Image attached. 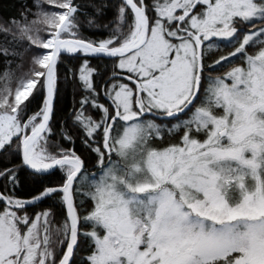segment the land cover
I'll return each instance as SVG.
<instances>
[{"label": "snow or ice", "instance_id": "snow-or-ice-1", "mask_svg": "<svg viewBox=\"0 0 264 264\" xmlns=\"http://www.w3.org/2000/svg\"><path fill=\"white\" fill-rule=\"evenodd\" d=\"M21 8L0 24V264H264V0ZM85 24L109 33L89 39ZM65 55L112 68L100 86L88 59L66 70L82 98L54 129ZM73 128L92 167L54 139L74 143ZM29 178L37 194L18 196ZM48 199L61 220L36 210Z\"/></svg>", "mask_w": 264, "mask_h": 264}, {"label": "trees", "instance_id": "trees-1", "mask_svg": "<svg viewBox=\"0 0 264 264\" xmlns=\"http://www.w3.org/2000/svg\"><path fill=\"white\" fill-rule=\"evenodd\" d=\"M81 4H85L88 0H79ZM116 0H111V3H115ZM23 4H28L31 6L32 0H0V24H6V22L11 17H18L22 11L21 6ZM114 11L113 7H109L105 10L104 18L99 20L98 22L101 24H107L109 21L113 20L114 18ZM86 12L88 14L87 17L81 16L80 20L81 23H85L86 18H91L94 16L93 9L87 8ZM109 33L108 29H104L103 27L96 29L89 27L85 24V27L82 29V35L93 40H100L106 38ZM10 41V37H6L3 34H0V44H4ZM9 47L12 45L9 43ZM27 44L21 46V50L25 49ZM228 50L227 45H223L221 51L226 52ZM219 52H213V56H218ZM84 59H88L91 66L93 68H99L100 75L96 76V84L100 86L103 81L108 79V75H110V70L112 68V64L109 62L108 58H100V57H71L65 55L63 58V62L59 65V72L61 75V85L60 91L56 97L55 104H54V129L58 126L62 125V122L67 120L68 117L71 115L74 108L78 107V101L82 98V91L80 87L76 83H67L64 80V74L68 68L76 69L78 68ZM21 64L23 66V70L27 71L29 67V54L25 53L22 59H15L12 63L11 70L18 72L19 70L16 68V65ZM8 70L6 63L4 62L3 58H0V75L4 73V71ZM108 75H105V73ZM39 101L33 103L32 108L33 110H37ZM69 123H71L69 121ZM72 134L74 138V143H69L67 141H61L59 133L55 136V140L60 142L63 148H75L78 154L85 157L88 161V166L92 167L94 163V156L91 155L87 149L84 147L82 140H81V133L73 128ZM6 164L10 166V162L6 159L0 158V168H3ZM63 173L59 170L56 171L54 175L47 177L44 181L45 185H55L60 183L62 179ZM40 187L38 184H34L29 178L25 181L23 185L16 189V193L18 196L23 198H30L31 196L37 194V189ZM54 207V211L57 213V220L62 219V209L59 206V201H54L52 199L46 200L44 203L40 204L39 208L36 210H40L43 208H48L50 206Z\"/></svg>", "mask_w": 264, "mask_h": 264}]
</instances>
